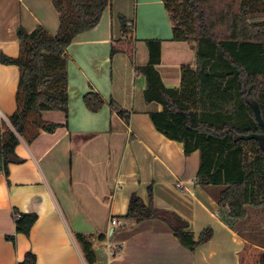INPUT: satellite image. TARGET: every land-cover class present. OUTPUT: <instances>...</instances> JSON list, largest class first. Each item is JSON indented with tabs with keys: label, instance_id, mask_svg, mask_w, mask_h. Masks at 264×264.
I'll return each instance as SVG.
<instances>
[{
	"label": "crops",
	"instance_id": "1",
	"mask_svg": "<svg viewBox=\"0 0 264 264\" xmlns=\"http://www.w3.org/2000/svg\"><path fill=\"white\" fill-rule=\"evenodd\" d=\"M119 16L133 27L134 64L124 54L111 57V41L123 37ZM38 26L57 35L52 0H0V58H17L19 29ZM152 40L161 42L156 68L165 87L180 88L182 68H196V46L174 41L162 0H113L98 25L67 48L68 114L43 112L60 127L31 143L21 139L16 154L23 163L10 166L8 179L0 171V264H18L28 252L37 264H86L75 234L106 237L100 264H238L245 243L258 246L219 218L221 190L196 184L199 152L186 156L152 125L149 114L162 106L145 101L146 79L135 70L149 63ZM19 78L17 66L0 61V131L17 110ZM91 92L105 100L96 113L84 103ZM111 100L131 113L129 123L111 109ZM150 187L155 207L182 217L196 237L212 228V239L191 251L159 219L125 220L131 196L148 204ZM15 212L38 215L28 237L16 233ZM112 219L121 225L112 226Z\"/></svg>",
	"mask_w": 264,
	"mask_h": 264
},
{
	"label": "trees",
	"instance_id": "2",
	"mask_svg": "<svg viewBox=\"0 0 264 264\" xmlns=\"http://www.w3.org/2000/svg\"><path fill=\"white\" fill-rule=\"evenodd\" d=\"M113 0H52L60 27L56 36L38 26L18 31L20 54L2 55L4 65L19 68L16 112L3 122L0 131V171L9 178L10 166L23 160L16 154L20 140L34 141L41 133H54L60 126L46 122L42 114H68L67 48L74 39L95 28ZM173 25V39L196 46L197 64L181 70L180 88H166L157 66L161 63V42L148 41L149 63L135 66L146 79L147 103L162 106L149 114L154 128L166 139L183 146L184 154H200L196 184L221 188L218 216L230 229L248 218V207L264 208V0H162ZM123 37L111 41V57L126 55L134 64L133 27L119 16ZM84 103L98 112L105 100L87 93ZM111 109L126 123L131 113L113 100ZM149 203L136 194L130 199L125 220L132 225L148 219L167 223L180 243L191 251L209 242L214 231L206 228L199 237L174 212ZM19 214V218L16 215ZM16 233L29 236L38 220L35 212H15ZM86 264H100L102 234H75ZM14 241L15 237H8ZM18 264H37L28 252ZM238 264H264V249L245 243Z\"/></svg>",
	"mask_w": 264,
	"mask_h": 264
},
{
	"label": "rangeland",
	"instance_id": "3",
	"mask_svg": "<svg viewBox=\"0 0 264 264\" xmlns=\"http://www.w3.org/2000/svg\"><path fill=\"white\" fill-rule=\"evenodd\" d=\"M260 19L264 18L260 16ZM221 190V188H219ZM248 218L236 224L235 230L241 232L250 241L264 248V208H247Z\"/></svg>",
	"mask_w": 264,
	"mask_h": 264
},
{
	"label": "built area",
	"instance_id": "4",
	"mask_svg": "<svg viewBox=\"0 0 264 264\" xmlns=\"http://www.w3.org/2000/svg\"><path fill=\"white\" fill-rule=\"evenodd\" d=\"M178 187H181L180 185H178ZM20 216H19V214L18 215H16V218H19ZM121 221H119V220H117V219H112L111 220V225L112 226H118V225H121ZM118 254V249L117 248H115L113 251H112V253H111V255L112 256H116Z\"/></svg>",
	"mask_w": 264,
	"mask_h": 264
},
{
	"label": "water",
	"instance_id": "5",
	"mask_svg": "<svg viewBox=\"0 0 264 264\" xmlns=\"http://www.w3.org/2000/svg\"><path fill=\"white\" fill-rule=\"evenodd\" d=\"M261 126H262V128L264 129V124H262ZM258 139H259L260 143L264 146V135L258 137Z\"/></svg>",
	"mask_w": 264,
	"mask_h": 264
}]
</instances>
